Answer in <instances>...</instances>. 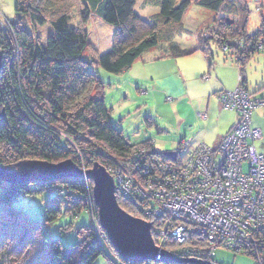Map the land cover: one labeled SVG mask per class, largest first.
Here are the masks:
<instances>
[{
    "label": "trees",
    "instance_id": "trees-1",
    "mask_svg": "<svg viewBox=\"0 0 264 264\" xmlns=\"http://www.w3.org/2000/svg\"><path fill=\"white\" fill-rule=\"evenodd\" d=\"M192 3V0H143L144 7L158 8L146 21L136 11L137 0H14L17 20L10 22L8 32L0 31L3 53L0 145L5 149L0 151V165L23 172L29 160L49 163L72 160L78 167L84 164L90 168L99 163L108 170V156L122 160L123 164L138 147L155 151L151 141L132 145L115 128L105 103L106 84L94 68L121 74L160 43L172 42L182 34L172 26L182 24ZM195 4L217 15L233 18L240 15L235 0H195ZM91 16L115 28L113 44L106 53H86L90 43L85 27ZM247 21L248 11L239 24L230 26L232 19H228L208 27L215 33L212 40L232 52L245 87L247 61L264 50V20L261 28L251 35L246 29ZM29 24L33 30L49 25L52 34L44 41ZM227 30L240 39L227 36ZM209 40L200 39L198 49L210 59ZM169 50L171 57L193 52L175 45ZM180 147L178 155L183 149ZM92 186L91 181L83 178L12 183L0 180V264H94L101 256L109 259L107 248L91 228L85 233L84 244L72 246H64L60 239H50L45 228V224L57 221L64 213L73 218L86 213L91 219H98ZM48 192L56 196L45 204L42 221L33 220L24 209L13 206L18 197ZM117 200L129 214L141 217L140 209L119 195ZM167 237L170 239L166 241L167 247L174 252L198 241L194 234L183 245L170 235ZM35 244V253L29 255L26 248L31 245L35 248ZM33 253L36 259L32 260Z\"/></svg>",
    "mask_w": 264,
    "mask_h": 264
},
{
    "label": "rangeland",
    "instance_id": "rangeland-1",
    "mask_svg": "<svg viewBox=\"0 0 264 264\" xmlns=\"http://www.w3.org/2000/svg\"><path fill=\"white\" fill-rule=\"evenodd\" d=\"M192 2L184 15L182 24L180 26H172L173 30H178L182 33L180 36H176L173 42L178 45L179 49L187 51L198 48L200 46V39H210L207 44L209 52L212 55L210 59L199 49L190 54H183L180 57L173 58L169 55L170 50L168 48L171 43L164 44L162 42L153 50L146 52L134 63L132 68L121 74L107 72L101 67L94 68L106 84L105 103L111 111L110 118L115 128L122 132L123 136L132 145L151 141L155 151L160 155L166 152L177 151L181 148L180 143L183 141L189 142L194 140L195 143H204L209 147H213L217 140L212 139L214 135L210 127L213 126V119L210 121L211 117L204 119L199 117L198 114H208L209 105L210 107L212 106V103L209 102L210 98L216 97L214 94L216 90L217 94L219 93V89H217L219 80H222L224 84H229L233 81V72H236L235 89L240 84V68L236 64V59L233 57L231 51L222 49L217 45L215 40H212L215 33L212 29L208 28L209 24L213 25L215 22L218 24L220 20L227 22L228 19H232L230 26H233L237 22L239 24L241 19L245 17V12L248 11L246 29L248 34L251 35L261 28L264 20V0H235L240 8V15L237 18L214 14L208 9L197 6L195 0H192ZM136 11L142 18L148 21L158 12V8L151 5L144 7L143 0H137ZM16 20L17 15L14 9V0H0V31L8 32L11 27L10 22ZM1 26H5V29L2 30ZM30 28L33 30L32 25H30ZM85 29L90 43L86 52L88 55H93L95 52L103 54L111 49L115 32L114 26L91 16ZM33 31L44 41L52 34V28L49 25L36 26ZM226 34L227 36H231L232 39H240L238 36H234V33L230 34V31ZM237 41L235 40V42ZM245 77L247 78V86L251 93L264 90V50L258 51L247 61ZM262 93L259 92V95ZM253 96L258 98V93L253 94ZM208 116L210 115L208 114ZM203 127L212 130L210 137L213 141L211 143H207L205 139H201L200 132ZM201 135L205 138L206 132H202ZM138 149L145 150L144 147H138L135 151ZM4 150L0 145V151L4 152ZM186 152L187 149L184 148L180 151L181 161L186 159ZM140 156L148 158L146 154L143 155L142 150H140ZM107 159L110 162L107 171L111 172L112 175L120 173L128 176V174L134 171H138L141 174L144 172L143 169L138 167V163L135 162L139 158H128L123 163V166L120 159L115 160L111 156H108ZM165 159L166 161H170L168 158ZM147 163H150L149 159ZM93 166L94 164L92 167L86 168L83 164L79 168L87 171V169L89 170ZM135 175L139 178V173L136 172ZM58 193L61 194L62 191L59 190ZM116 194L135 209H139L136 204L130 202L125 197L123 198L119 192H116ZM55 196V193L48 192L40 196L18 197L14 199L13 206L24 209L33 220L42 221L45 204ZM136 202L142 206L145 205L144 202ZM136 218L145 220L142 215ZM152 221L156 222L154 234L152 231L156 245L161 248L163 246L162 242H165L166 247L162 248L167 249L166 241L167 239L170 241L169 237H167L168 235L161 232L158 233L162 229V226H157L158 222L156 218H152ZM45 228L50 239H60L64 246H72L77 243L84 244L86 240L85 233L91 228L100 237L102 244L107 248L106 251L109 256V259L101 256L94 264L127 263L118 259L119 255L107 240L98 219H91L86 213L80 214L77 218L64 213L57 221L45 224ZM105 239L106 242H104ZM32 246L26 248V250H29V255L36 251V244L35 248ZM171 251L174 252V250ZM20 252L19 255H21ZM31 259H36L35 254L31 256ZM213 261L217 264H255L254 258L249 255L236 254L223 249L216 251ZM155 262L157 261H145L141 264H154ZM158 264L165 263L158 262Z\"/></svg>",
    "mask_w": 264,
    "mask_h": 264
},
{
    "label": "built area",
    "instance_id": "built-area-1",
    "mask_svg": "<svg viewBox=\"0 0 264 264\" xmlns=\"http://www.w3.org/2000/svg\"><path fill=\"white\" fill-rule=\"evenodd\" d=\"M239 81L235 90L217 94L223 109L238 114V123L216 148L205 144L190 148L191 141H183L182 148L187 149L183 161L180 155L166 161L147 148L140 149L148 156L143 158L138 149L130 159L139 158L135 162L144 172L112 175L117 192L136 204L146 221L154 222L153 234L152 218H156L157 226H162L158 233L170 235L180 245L191 234L198 238L199 243L178 253L162 248L166 247L162 242L161 249L182 262L159 256L154 264H217L213 257L219 249L264 264V152L255 147L262 132L252 125V114L264 106V100L241 84V76Z\"/></svg>",
    "mask_w": 264,
    "mask_h": 264
},
{
    "label": "water",
    "instance_id": "water-1",
    "mask_svg": "<svg viewBox=\"0 0 264 264\" xmlns=\"http://www.w3.org/2000/svg\"><path fill=\"white\" fill-rule=\"evenodd\" d=\"M2 67L3 53L0 51V72ZM177 155V151L163 154L165 158L173 161L176 160ZM25 165L27 170L23 172H15L0 165V180L8 183L23 180L50 182L67 178H83L91 181L93 201L98 210L100 227L124 262L157 261L159 256L163 260L182 262L172 253L156 245L152 234V223L136 218L120 207L116 195L115 179L104 166L96 163L93 168L84 171L72 160L59 163L29 160Z\"/></svg>",
    "mask_w": 264,
    "mask_h": 264
},
{
    "label": "crops",
    "instance_id": "crops-1",
    "mask_svg": "<svg viewBox=\"0 0 264 264\" xmlns=\"http://www.w3.org/2000/svg\"><path fill=\"white\" fill-rule=\"evenodd\" d=\"M173 41H174V39L172 40V42H166V43H171V44H169L168 48H171L173 45L178 47V45L174 44L175 42H173ZM199 45H200V41H199ZM198 48H196V49H198ZM196 49H194V50H196ZM194 50H187V51H194ZM173 58H177V57H173ZM232 80H231L232 82L229 84H224V82L222 80H219V86H217V89H219L218 92L224 91V90L231 91V90L235 89L236 72H233ZM247 83H248V81H247ZM221 87H223V88H221ZM247 88L249 90L248 86H247ZM213 89H215V88H213ZM259 92H263V93L259 95ZM256 93H258L259 99L264 100V90L263 91H261V90L256 91L253 94H256ZM214 94L216 97L210 98V100H209V102L212 103V106L210 107V105H209V108L207 111V113L210 116H208V114H204V115H202L200 113L198 114L199 117H201V118L209 119V117H211L210 121L213 119V122H212L213 126L210 127V128H212L213 135H214V138H212V139H217V140H216V144L212 148H216L219 145L221 139L224 136H226L232 130V128L238 123V114L234 111H229V110L223 109L221 104H220V101L218 99L217 90L214 92ZM252 125L256 128H259L262 132V138L255 143V147H256L257 151L259 153H262V152H264V107L258 108L253 112V114H252ZM212 130H209V128L203 127L201 129V132H200L201 139L202 140L205 139V141L207 143H211V141H213V140H211V137H210V133ZM202 132H206L205 138H203V136L201 135ZM202 140H200V141L203 142ZM197 144L198 143H195L194 140H191L190 148L196 147ZM199 144H204V143H199ZM194 145H196V146H194Z\"/></svg>",
    "mask_w": 264,
    "mask_h": 264
},
{
    "label": "clouds",
    "instance_id": "clouds-1",
    "mask_svg": "<svg viewBox=\"0 0 264 264\" xmlns=\"http://www.w3.org/2000/svg\"><path fill=\"white\" fill-rule=\"evenodd\" d=\"M178 153V152H177ZM163 156V155H162ZM178 156V155H177ZM111 174V173H110ZM112 175V174H111ZM153 230V229H152Z\"/></svg>",
    "mask_w": 264,
    "mask_h": 264
},
{
    "label": "bare ground",
    "instance_id": "bare-ground-1",
    "mask_svg": "<svg viewBox=\"0 0 264 264\" xmlns=\"http://www.w3.org/2000/svg\"><path fill=\"white\" fill-rule=\"evenodd\" d=\"M129 168V167H128Z\"/></svg>",
    "mask_w": 264,
    "mask_h": 264
}]
</instances>
